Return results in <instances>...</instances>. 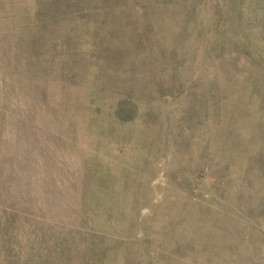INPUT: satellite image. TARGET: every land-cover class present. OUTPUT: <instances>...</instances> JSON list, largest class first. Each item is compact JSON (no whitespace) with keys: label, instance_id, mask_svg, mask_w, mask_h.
I'll list each match as a JSON object with an SVG mask.
<instances>
[{"label":"rangeland","instance_id":"1","mask_svg":"<svg viewBox=\"0 0 264 264\" xmlns=\"http://www.w3.org/2000/svg\"><path fill=\"white\" fill-rule=\"evenodd\" d=\"M0 264H264V0H0Z\"/></svg>","mask_w":264,"mask_h":264}]
</instances>
